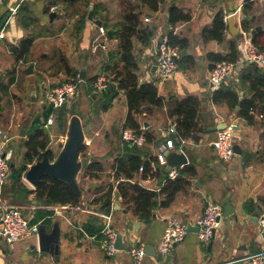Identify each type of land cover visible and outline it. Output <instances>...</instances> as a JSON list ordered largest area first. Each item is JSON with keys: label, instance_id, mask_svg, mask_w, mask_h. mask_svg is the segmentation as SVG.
I'll return each instance as SVG.
<instances>
[{"label": "crops", "instance_id": "0c3cea01", "mask_svg": "<svg viewBox=\"0 0 264 264\" xmlns=\"http://www.w3.org/2000/svg\"><path fill=\"white\" fill-rule=\"evenodd\" d=\"M50 1L3 0L0 2V17L6 15L11 7H15L20 2H24L30 10L29 12L22 11L19 14L17 12L14 13L3 26L4 28H0V31L2 29L4 31V36L0 38V72L3 75L0 82V126L11 130L13 138L10 142V147L14 152L11 175L4 187V199L7 204L22 206V211L28 219L47 224L48 231H51L55 222H60V253L56 256L41 253L39 251L38 235H31L27 237L30 239L27 243L19 242L14 244L13 247H10L4 239H0V264H21V256H23L22 261H24L22 264H78L75 262L77 259L72 257L77 249L83 250L84 254L86 253V257L91 256L88 261V258H82L80 260L82 264H130L123 254H116L118 258L116 256L112 259L105 255L106 259L102 261L96 258L97 255L94 253L98 252V248H102L101 239L103 235L101 230L103 228V217L99 213H111L116 227V222H114V211L117 210L116 205L119 203L121 209L125 205V200L118 188L119 180L113 177L114 161L121 152L119 148L117 155H107L101 158H81L89 161L88 165L93 160H100L104 169L99 172V176L101 177V174L104 173H110L111 176L108 179H103L106 186L101 185L103 180L100 181V178H97L101 183L95 189H93L94 187L84 189L77 179L82 190L81 200L78 204L45 205L36 199L34 192L28 193L24 190L15 192L12 169L14 164L20 166L25 162L26 141L29 139L34 126L42 127L48 133L49 149L54 152L53 159H55L66 142L71 117L79 113L75 107L74 111L76 113H72L71 108L63 128L56 120V113H52L49 118L53 115L54 122L57 123L56 128L60 130L58 137L52 134L55 128L54 122L49 123V118L45 119V112L51 104L46 99V92L48 91L47 88H53L58 85L59 81H56L55 76L57 75L55 73L42 74V71L37 68L38 60L46 58L48 54L46 50L49 47L59 56L62 52L59 49L62 47L61 44H63L61 42L62 36L65 32L70 31L71 41L69 45L74 46L79 54L75 62L70 65L66 63V78L73 79L72 76L68 75V67L72 68L73 71L79 70L81 74L84 71L85 78L80 84L83 88V96L89 95L90 100L96 104V102H99L103 91L96 92L92 89L93 93L97 94V97L92 98V93L89 91L90 88H93V83L89 79L100 71L109 52L117 48L118 41L117 39L108 38L105 33L103 38L105 41L100 44L102 51L100 50V54H93L95 53L94 45H96L95 42L100 32L99 26L88 19L90 6H94V19H100L103 23L107 19L110 24L114 25L122 16L124 3L127 1L136 2V0H79L75 3L57 1L56 4L51 6L50 11H46ZM172 3H175V6L184 11L190 12L191 19L170 24L168 17L174 7L169 10ZM84 6L87 7L86 13H84L85 10L84 12L80 10ZM52 11H55L53 18L50 16ZM219 11H223L226 25L223 31V38L220 40L208 37L204 31L206 28L211 29L213 27L216 14ZM86 14V19H83V15ZM146 18H149V20H146ZM31 19L33 20L31 21ZM82 19L84 24L80 28ZM142 19L144 22H149L156 27V34L151 44L141 49V76L143 80L158 78L157 72L152 73L151 71L152 66L157 64V47L163 38L168 39V35L171 32L179 38L187 39V47L181 51L188 58H186L183 66L175 72L173 77L157 82L159 95L165 100L164 105H153L152 108L143 111L137 116L138 121L146 126H143V128H149L148 131L153 135V152L150 153L153 155V171L155 173L153 177L141 179L140 175L142 172L138 171L134 179H138L143 186L157 191L165 185L170 170L166 163L158 162L156 157L160 152V147L168 138L174 140L175 150L184 151L187 154L189 161L186 165L193 166L195 174H184V177L190 183L176 193L174 201L168 207L159 206L154 209L153 222L149 224L141 222L137 216L133 215V222H136V230L141 231L144 226L143 231L139 235H133L129 224L123 226L122 229L116 228L125 235L124 242L127 246V239L133 245L135 241L138 243L141 238L144 243H153L159 256L161 254L159 245L168 218L177 217L187 224L192 222L195 225L196 219L204 212L209 201H220L224 206V213L225 205L230 201L231 210L233 207L235 212L232 215L223 217V226L221 230H216L211 248H209V244L204 245L200 241L197 232H189L186 238L177 246H174L167 255L161 254L164 257L160 259L163 264H250L249 256L258 253L264 244L259 219L257 222L249 219L253 209L248 208L249 201L257 202L259 198L264 197V104L262 109H259L254 114L253 122H248L247 119L238 114L241 105L236 104V106H233L232 97L223 96L218 101H214V93L209 82V73L219 61H215L217 59L216 56L211 57L209 55L211 53H215L217 56L226 55L230 52L233 44L238 48L240 55V45L246 42H254L253 37L256 35L257 39L263 44L264 0H165L160 2L158 11H152L143 6ZM244 21H247L248 26H251L249 30L243 28ZM257 26H260L261 29L253 34L252 30ZM27 37H33L34 41L27 54V59L18 61L12 51V47L20 45L21 41ZM106 40L113 42V48L105 49ZM95 59L98 61L95 62ZM31 62L34 63V72L27 74L25 68ZM247 66L248 64H237L223 83V86L234 87L240 95V100L251 94L248 82L241 77L243 68ZM257 66L264 73V67ZM57 69L61 74V69ZM122 94L126 114L118 116V118L124 122L128 113V106L123 92H120L118 97ZM190 95L198 99L197 128L187 137L181 136L179 132L177 134L168 133L167 130L171 122L177 119L176 116L172 115L175 101L171 97L183 99ZM114 101L107 110L100 109L104 118L113 117L117 113L112 110ZM237 106H239V109H237ZM261 114L262 117H260ZM151 117L153 121L149 120ZM107 118L105 119L107 124L114 122L113 118L111 120ZM231 119L233 122H237L236 137L238 140L236 143L241 145L243 154L237 155V157L234 156L230 161H225L231 163L221 171L216 167L221 165L222 160L215 154L213 147V141L217 138L219 129L214 130L212 127L223 123L229 125L232 123ZM83 125L86 124L83 123ZM64 129L65 131L67 129L66 139L61 132ZM23 130H25L26 136H22ZM249 139L254 145L250 151L244 148L241 143ZM85 142L91 144V140L87 137H85ZM259 144H262L263 147H257ZM30 165L28 164V167ZM86 168L82 171L85 172ZM86 177L95 181L93 180L95 178ZM22 181L28 189L37 188L25 179V174ZM132 181L134 182V180ZM197 181L201 184L199 185ZM109 183H114V203L111 211L106 212L93 200L107 190ZM116 190L120 194L118 201L115 200ZM241 205L247 208L248 215L240 222H236L235 215L240 214ZM131 213L134 214L133 209ZM137 221L141 223L140 227H137ZM87 222H92L95 226L100 227V232L90 234L85 228ZM130 234L134 237H129ZM24 244H26L25 247L22 246ZM214 246L216 249L211 253L210 251L213 250ZM6 247L12 252L19 249L23 253L20 251V257L16 258V256L14 257L16 259H10L11 261L9 262L7 261ZM32 254L37 255L33 257L35 261L30 258Z\"/></svg>", "mask_w": 264, "mask_h": 264}, {"label": "trees", "instance_id": "16d2710c", "mask_svg": "<svg viewBox=\"0 0 264 264\" xmlns=\"http://www.w3.org/2000/svg\"><path fill=\"white\" fill-rule=\"evenodd\" d=\"M57 1L75 3L79 0H51L46 7V11H50L52 5ZM161 0H136V2L127 1L124 3L123 12L121 18L112 25L105 19L103 27L105 33L110 39H117L118 46L116 49L109 52L107 59L102 64L101 69L89 80L91 83L102 74L111 76V82L106 90L102 92L100 101L96 102L98 108L107 110L113 103L114 99L118 97L120 92H123L126 96V102L128 106V113L125 118L123 129L131 128L138 133L144 131L147 137L146 144H153V135L148 131L149 128L144 129L141 122L138 121L137 116L143 111L148 110L155 106H163L164 98L159 95L157 82L160 80L154 78L151 80L142 79V57L141 49L148 47L155 34L156 27L149 22H144L142 19L143 6L149 8L152 11H158ZM248 3V2H247ZM17 14L22 11H30L29 7L24 3H17ZM246 7V6H245ZM249 8V7H246ZM11 16V9H9L6 15L0 17V28H2ZM86 15H83V19H86ZM32 17V16H31ZM82 19L80 28L83 27L84 20ZM191 19V13L184 11L178 6H174L168 17L170 24H176L179 21H187ZM33 19H31L32 21ZM225 21L223 11H219L216 14L213 27L211 29L206 28L205 34L208 37H214L217 39L223 38V31L225 29ZM4 28V27H3ZM243 28L249 30L251 26H248L247 21L243 22ZM169 43L172 45H178L181 50L186 49L188 41L187 39L179 38L172 32L168 35ZM33 37H27L23 39L18 46H13L12 51L18 61L26 60L27 54L31 49ZM254 43L264 48L258 39L257 35L253 37ZM139 44V46H138ZM209 56H216L215 61H231L237 62L239 58V50L233 44L231 50L226 55H219L211 53ZM187 55L181 54L178 59L179 68L185 63ZM68 75L73 78H78L81 74L79 70H72L68 67ZM241 77L244 81L248 82L251 94L240 100V95L232 86H223L214 91L213 99L218 101L223 96L232 97L234 102L233 106L240 104L241 107L238 114L247 119L248 122H253L255 111L261 110L264 104V73L255 64H248L243 68ZM68 79V81H70ZM55 87V86H54ZM93 88H90L91 97H97L96 93H93ZM175 101L172 115L176 116L178 132L181 136H190L189 134L195 130L198 126L197 113H198V99L192 95L183 99L171 97ZM69 101L63 103L58 109L51 103L45 112V119L47 120L52 113H56V120L60 126L65 127L67 121V115L70 112L68 109ZM75 108H72V113H76ZM121 152L115 158L113 165V177L119 180V191L127 204L133 205L134 215L138 217L141 222L151 223L153 222V211L160 207H168L175 199L176 193L190 182L184 177V174H195V169L191 165L179 169V175L175 179H167L165 185L159 190H153L140 184L138 179H134L140 167L143 166L144 170L140 175L141 179H147L153 177L155 171H153L152 162L153 155L145 150L142 146L133 144L130 141L122 139L121 135ZM26 153L24 155L25 162L20 166L14 164L12 169V177L14 182L15 192L24 190L28 193L34 192L36 199L45 205H66V204H78L81 200V196L64 180L55 178L50 174H45L39 186L36 189H28L23 183L22 179L28 164H32L36 160L42 158V152L47 150L51 159L54 157V152L49 149V136L48 133L42 129V127L33 128L29 139L26 141ZM86 147L84 145L83 149ZM82 149V150H83ZM157 161H158V157ZM13 164V160H11ZM103 163L100 160H93V162L87 166L84 177L90 176L91 178H99V172L103 170ZM168 176V175H167ZM134 180V182L132 181ZM114 196V183H109L107 190L100 196L96 197L93 201L101 206V209L106 212H110L113 207ZM249 203V202H248ZM85 228L90 234L99 233L101 228L95 226L92 222H87Z\"/></svg>", "mask_w": 264, "mask_h": 264}, {"label": "built area", "instance_id": "2783aa9c", "mask_svg": "<svg viewBox=\"0 0 264 264\" xmlns=\"http://www.w3.org/2000/svg\"><path fill=\"white\" fill-rule=\"evenodd\" d=\"M3 0H0L2 2ZM11 16L17 11V6L11 7ZM10 16V17H11ZM149 20V18H146ZM99 30L104 34L105 28L99 26ZM4 36V31H0V38ZM158 53V70L157 75L160 81L170 79L171 74L179 69L178 59L181 57V48L178 45H172L167 38H163L157 47ZM240 55L237 62L221 61L217 62L209 73V82L211 90L214 92L219 90L223 83L227 80L231 72L237 64H257L264 67V48L254 42H246L240 45ZM112 77L102 74L99 75L93 82V89L96 92L106 90L111 82ZM83 79L73 78L50 88L46 92V99L56 108L60 107L66 101H70L71 96L76 92L82 83ZM1 82V78H0ZM255 113H257L255 111ZM262 117V114L260 115ZM53 115L49 118V123L54 122ZM168 133H178L177 122H171ZM13 136L11 130L0 126V239H4L10 247L20 240L31 235H38L40 232L41 221H32L25 216L23 207L16 204H7L4 199V187L8 183L11 175V160L13 157V149L10 147V142ZM236 124L231 123L225 128L219 129L217 138L213 141L215 154L222 161H230L236 155L234 144L236 143ZM122 139L130 141L139 146L145 145L147 137L144 131L138 133L131 128H125L122 132ZM89 144V142H86ZM175 142L172 138H168L160 147L158 153V162L165 164L166 157L164 151L166 149H174ZM154 169V163L152 162ZM144 167L141 166L139 171L142 172ZM179 175V168H172L167 176V179H175ZM120 181H118L119 183ZM103 217V228L101 233V246L106 251L109 257L117 254L118 248L116 241L120 231L114 226L112 214L99 213ZM224 216V206L220 201L211 200L207 203L204 212L196 219L195 225L199 227L197 232L201 242L210 243L215 235L216 230L220 228ZM261 224V233L264 238V214L259 217ZM187 223L181 221L177 217L168 218L164 228L159 252L162 255H167L174 247L176 242H182L187 234ZM127 253L133 258L137 264H142L146 252L144 244L136 243V245L128 248ZM250 264H264V244L262 249L248 258Z\"/></svg>", "mask_w": 264, "mask_h": 264}, {"label": "rangeland", "instance_id": "374dc122", "mask_svg": "<svg viewBox=\"0 0 264 264\" xmlns=\"http://www.w3.org/2000/svg\"><path fill=\"white\" fill-rule=\"evenodd\" d=\"M77 8V5H76ZM86 9L87 7L84 6L83 9L82 7L80 8V10H82V12L86 13ZM81 12V11H80ZM100 35L97 37L96 42L94 45V50L95 53L93 54H100L101 50V43L102 41H105L104 35L100 30ZM70 41H71V36H70V31L65 32V34L62 36L61 42L63 44L62 47H60L59 49L62 50L61 54L58 56L54 50L49 47L46 51L48 52L46 58L44 59H39L38 63H37V68L39 70H41L42 74H52L55 73L57 76L56 77V81H59L58 84H60L61 82H65L68 81V79L66 78V73H65V65L66 63H68L69 65L72 64L73 62H75L78 59V52L75 50L74 46H70ZM107 41V45L105 47V49H108L109 47L113 48V42H110L108 40ZM109 43V44H108ZM244 44V43H243ZM77 49V48H76ZM101 50V51H100ZM104 50V49H103ZM43 60V61H42ZM29 61V60H28ZM98 60L95 59V62H97ZM57 68L61 69V74L59 72V70ZM0 78H2V72H0ZM61 81V82H60ZM51 87L47 88V90H49ZM46 90V91H47ZM123 101H124V97L123 94L120 95L119 97L116 98V100L114 101V104L112 106V110L114 113H116L113 117L110 116V118H107L102 115V111L100 110V108H98V106L95 104V102L90 100V96L89 95H85L83 96V88L80 85L79 88L76 90V92H74V94L71 96L70 98V102L69 105L67 106L68 109L71 111V108H76L78 110V114H80V117L83 120L84 124H89L91 126L90 130L88 133H86V137L88 139L91 140V144H86V147L81 151L80 153V159L83 157H89V158H101L107 155H117L118 154V148L121 150V144H120V140H121V132L123 129V124L124 122L121 121V119L119 120L118 116H123L126 114V108L123 105ZM109 116V115H108ZM111 120V118H113V123L110 122L109 124H107V122H105V119ZM263 119V118H261ZM149 120H152V117L149 118ZM153 121V120H152ZM232 123H235L237 125V122H233L232 119L230 120ZM57 123L54 122L53 125H55V128L52 131V134L54 135H58L59 136V129L56 128ZM145 127V126H144ZM62 134L64 135L65 139H66V132L67 129L65 131V129L63 131H61ZM26 136V135H25ZM57 136V137H58ZM235 140L237 141V137L235 138ZM243 147L246 148L248 151L251 150V148L254 146L253 143H251V140H246L245 142H241ZM13 145L15 146V142L13 141ZM120 146V147H119ZM262 146V144H259L260 147ZM263 147V146H262ZM145 150L149 151V152H153V145L152 144H146L143 147ZM263 155V154H261ZM235 157H237V155H235ZM14 159V152H13V157L12 160ZM221 165L217 166L216 168L218 170H223L225 169L226 166H229L230 163L229 162H225V161H221ZM85 172L82 171L81 174L79 175V182L82 184L84 189H88V187L95 189V187L97 185H100V183L102 182L103 184L101 185H105V180L103 179H108L111 175L110 173H104L101 174L102 176L100 178V181H98L97 178L93 179L95 181H92L90 178H87L86 176L84 177ZM98 178V179H99ZM197 183L200 185L201 183L199 181H197ZM221 199V198H220ZM124 207L126 208L128 207L127 203H124ZM122 209H117L114 211V222H116V227H119L120 229H122L123 226H127L128 224L131 227V232L133 233V235H139L143 229L141 228V231H137L136 230V222H133V213L132 209H133V205L130 204L129 210L127 212H125ZM131 211V212H130ZM115 226V225H114ZM222 222H221V226L220 228H218V231L221 230L222 228ZM118 229V228H117ZM224 231V228H223ZM260 231H261V224H260ZM122 233V232H121ZM130 234V236H133ZM134 237V236H133ZM28 240H30L29 238H24V239H20L18 240L15 244L19 243V242H23V243H27ZM1 241V240H0ZM131 241L129 239H127V244H128V248H131L132 246L136 245V241L133 243V245L130 243ZM201 244V243H200ZM209 243L204 245H208ZM132 245V246H130ZM23 247L26 246V244L22 245ZM7 261H11L14 260L16 258L20 257V251L21 253H23L22 250L19 251V249H17L16 251L12 252L9 248H7ZM216 247L214 246L213 250L210 251L211 253H213L215 251ZM98 252H94L96 256V258L101 259L102 261H104L106 251L103 250L102 248H98L97 249ZM37 254V253H36ZM101 256H99V255ZM117 254H123L127 261L130 264H137V262H135L133 260L132 257H130V255L127 253V251H123V250H118ZM17 256V257H16ZM37 255L32 254V256L30 257L33 261L34 258ZM117 255L113 256V257H109L108 258H114ZM16 257V258H14ZM73 258L77 259L75 262H77L78 264H82V261H80L82 258L85 259L86 257V253L84 254L83 250H79L77 249L74 254L72 255ZM91 257V256H90ZM90 257H86L87 261L90 259ZM100 257V258H99ZM162 256L161 254H159V256L157 255L156 257L150 256V255H146L144 261L142 264H163L162 260L160 259ZM118 258V256H117ZM11 259V260H10ZM23 260V256H21V264L24 262ZM95 260V259H93ZM61 264V263H59Z\"/></svg>", "mask_w": 264, "mask_h": 264}, {"label": "water", "instance_id": "95a60500", "mask_svg": "<svg viewBox=\"0 0 264 264\" xmlns=\"http://www.w3.org/2000/svg\"><path fill=\"white\" fill-rule=\"evenodd\" d=\"M164 2L165 0H161ZM175 6V3H172L169 7V10ZM55 11H52L50 16L53 18ZM88 19L94 21L98 26L103 25V21L100 19H94V6H90ZM261 27L257 26L252 30V33L255 34L257 30H260ZM182 54V53H181ZM158 70V65L155 64L152 66V73H156ZM25 72L27 74H32L34 72V63L25 68ZM175 73L171 74V77L174 76ZM80 77L85 78L84 71L80 74ZM39 80V78L37 77ZM239 109V106H237ZM227 126V123H223L222 125L212 127L215 129H222ZM146 127V126H145ZM148 127V126H147ZM90 125H83L81 117L79 114H74L71 117L68 134L66 142L57 155L55 159H51L47 151H44L42 154V158L32 163L25 172V179L30 182L35 188L39 186L42 177L45 174H50L55 178L62 179L66 181L79 195L82 194V190L78 183V175L79 173L87 167L90 163L87 160L80 159V153L82 151L83 145L85 144L86 133L90 130ZM25 135V130L22 131V136ZM234 150L236 155H242L243 149L239 143L234 144ZM166 157V164L169 170L172 168H182L186 164H188V157L184 151H177L175 149H166L164 151ZM25 194V193H22ZM21 195V193H20ZM120 198L119 191H115V200L118 201ZM259 201L253 202L249 201L248 208L253 209L252 213L249 215V219L254 221H258L259 217L264 214V197L259 198ZM129 207L123 209L125 212L129 210ZM116 209H121V205L117 203ZM235 212V209L231 210V202L228 201L225 205V213L223 217H227L232 215ZM248 215V210L246 207L241 205L240 214L235 215V221L240 222L244 217ZM141 223L137 221V227H140ZM187 229L189 232H198L199 227L194 225L192 222H188ZM131 237V236H129ZM60 238H61V223L55 222L51 231L47 230V224L41 223L40 232H39V251L41 253H48L52 256H56L60 253ZM125 235L121 232L118 235L116 241V247L118 250H128V246L124 242ZM143 243L145 252L147 255L156 257L157 250L153 243H144L140 238L138 240V244ZM181 242H176L174 246H177ZM212 241L209 243V248H211ZM39 258V257H38Z\"/></svg>", "mask_w": 264, "mask_h": 264}]
</instances>
